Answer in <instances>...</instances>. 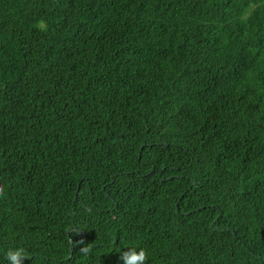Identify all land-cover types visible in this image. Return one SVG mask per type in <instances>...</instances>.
<instances>
[{"label":"trees","instance_id":"obj_1","mask_svg":"<svg viewBox=\"0 0 264 264\" xmlns=\"http://www.w3.org/2000/svg\"><path fill=\"white\" fill-rule=\"evenodd\" d=\"M0 190V264H264V0H0Z\"/></svg>","mask_w":264,"mask_h":264},{"label":"clouds","instance_id":"obj_2","mask_svg":"<svg viewBox=\"0 0 264 264\" xmlns=\"http://www.w3.org/2000/svg\"><path fill=\"white\" fill-rule=\"evenodd\" d=\"M23 258V250H9L6 255V259L9 260L10 264H22ZM120 259L123 264H145L147 260V254L143 250H141L139 253H137L135 250H130L123 252Z\"/></svg>","mask_w":264,"mask_h":264},{"label":"water","instance_id":"obj_3","mask_svg":"<svg viewBox=\"0 0 264 264\" xmlns=\"http://www.w3.org/2000/svg\"><path fill=\"white\" fill-rule=\"evenodd\" d=\"M71 244H73V240H71Z\"/></svg>","mask_w":264,"mask_h":264}]
</instances>
